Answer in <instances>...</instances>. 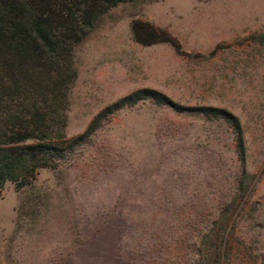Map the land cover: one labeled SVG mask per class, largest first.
<instances>
[{
    "label": "rangeland",
    "instance_id": "374dc122",
    "mask_svg": "<svg viewBox=\"0 0 264 264\" xmlns=\"http://www.w3.org/2000/svg\"><path fill=\"white\" fill-rule=\"evenodd\" d=\"M72 67L63 132L88 133L5 183L0 264H264V0H124ZM141 89L182 108L112 107Z\"/></svg>",
    "mask_w": 264,
    "mask_h": 264
},
{
    "label": "trees",
    "instance_id": "16d2710c",
    "mask_svg": "<svg viewBox=\"0 0 264 264\" xmlns=\"http://www.w3.org/2000/svg\"><path fill=\"white\" fill-rule=\"evenodd\" d=\"M122 1L0 0V192L8 181L21 187L39 169L55 167L87 135L66 138L63 132L73 50L98 17ZM143 98L182 108L153 89L136 90L112 107ZM195 109L223 118L240 136L234 114Z\"/></svg>",
    "mask_w": 264,
    "mask_h": 264
}]
</instances>
